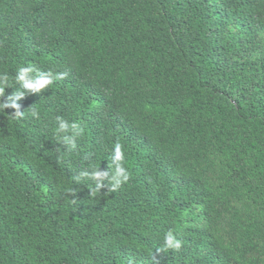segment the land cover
<instances>
[{
	"label": "trees",
	"instance_id": "1",
	"mask_svg": "<svg viewBox=\"0 0 264 264\" xmlns=\"http://www.w3.org/2000/svg\"><path fill=\"white\" fill-rule=\"evenodd\" d=\"M0 264H264V0H0Z\"/></svg>",
	"mask_w": 264,
	"mask_h": 264
},
{
	"label": "clouds",
	"instance_id": "2",
	"mask_svg": "<svg viewBox=\"0 0 264 264\" xmlns=\"http://www.w3.org/2000/svg\"><path fill=\"white\" fill-rule=\"evenodd\" d=\"M25 71H26L25 68H21L20 69V75H18L17 79L19 81H21L26 88L39 90V89H42L46 85H49L53 82L52 78L49 79L45 75H41L36 80H32V79L25 80L23 77V73ZM21 115H22V113H21ZM60 127L65 128L66 123L64 121H61ZM73 127H75V125H73ZM113 162L116 165L114 178L118 177L115 180V185H119L121 182L127 181L129 179V173H128L126 167L124 166V153L122 151V146L120 144H116V146H115ZM99 175H100V173L98 171H96L92 174V178L95 179L96 177H99ZM165 245L169 248H173V249L178 250L181 247V242L179 240L174 239V237L172 236L171 233H168L165 236Z\"/></svg>",
	"mask_w": 264,
	"mask_h": 264
}]
</instances>
